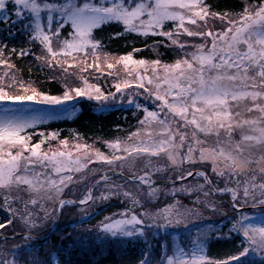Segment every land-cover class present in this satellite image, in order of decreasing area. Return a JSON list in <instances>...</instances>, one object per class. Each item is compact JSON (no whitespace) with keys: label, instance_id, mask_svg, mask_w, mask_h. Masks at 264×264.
<instances>
[{"label":"snow or ice","instance_id":"6c2138e0","mask_svg":"<svg viewBox=\"0 0 264 264\" xmlns=\"http://www.w3.org/2000/svg\"><path fill=\"white\" fill-rule=\"evenodd\" d=\"M113 23L122 30L110 39L161 37L154 46L172 47L178 58L136 59L135 47L112 55L96 33ZM18 25L40 52L0 40V211L7 213L0 229L12 225L13 240L31 241L66 206L119 199L128 206L105 216L95 238L142 243L138 264H264V0H245L239 12L214 11L208 0H0V33L14 36ZM26 56L59 70V94L18 75L13 57ZM118 65L123 76L111 71ZM90 70L112 77L114 91L92 83L84 75ZM80 97L101 110L119 100L142 118L125 139L103 141L107 152L79 133L70 144L59 130L38 131L72 119ZM89 174L83 197L67 198ZM161 195L171 202L150 208ZM225 205L232 212L227 238H241L216 259L208 242L224 236L196 222L206 212L227 215ZM8 239L0 241V264H53L19 255L27 245L9 248Z\"/></svg>","mask_w":264,"mask_h":264},{"label":"trees","instance_id":"16d2710c","mask_svg":"<svg viewBox=\"0 0 264 264\" xmlns=\"http://www.w3.org/2000/svg\"><path fill=\"white\" fill-rule=\"evenodd\" d=\"M213 5L214 11H233L239 12L242 10L245 0H208ZM251 3L252 0H247ZM122 26L115 23L105 25L102 30H98L97 38L102 39L103 44L106 46L105 51L111 53L114 56H120L133 51V48L141 49V51L134 52L133 56L136 59H145L148 61L160 59L162 63H172L178 58L179 53L172 47H164L163 44L154 46V42L157 40H163L161 37H142L136 34H128L118 38H112L116 32L121 31ZM0 40H3L8 44L9 49L15 47L20 49L21 47L29 48L39 54L40 48L38 45H30L28 43V36L19 30V25L14 36L8 37L7 33H0ZM13 62L19 69L18 75L25 81H32L34 86L50 91L52 94H59L62 90L63 77L59 70L56 72L50 71L46 66L40 62L35 61L34 57L26 56L23 58L13 57ZM105 73L108 71L104 69ZM113 72L119 71L123 76L122 66H117V69L111 70ZM84 75L88 76L92 83H98L99 86L105 92L112 90L114 80L112 77L101 76L92 70ZM57 77V79H51V77ZM93 77H96L93 79ZM75 78L69 80L72 83ZM78 83V81H77ZM76 106L78 111L72 119H61L52 121L47 125L41 126L38 131H60V138H69V142L75 143L73 139L76 133H79L81 137L88 144H94L95 147L100 148L102 151H108L103 141L114 140L117 137L125 139L128 134L135 131L138 127V120L142 118V113L127 104L119 105H107L104 110H101L99 102L90 101L86 97L77 98ZM34 141L40 139V137L34 136ZM57 145L55 142L51 147L55 148ZM45 148L48 145L44 146ZM87 183L90 182L85 179ZM88 185V187H89ZM96 193V192H95ZM98 194L100 192L98 191ZM171 199V198H170ZM169 199V200H170ZM181 199L190 204V199L187 197H181ZM153 204L151 206L161 207L166 202ZM107 204L102 206V210L98 214L88 221L81 222L80 220L87 214L94 211L96 207H99L100 203L90 206H66L62 211V217L57 229L52 233L51 237L47 240H41L34 238L31 241H24L17 236L14 240L8 239V247L12 244L27 245L19 254L27 259H30V253L36 255L42 260L52 259V253L58 254V260L60 264H65L67 260H71L72 264H138L141 254L144 249V245L138 241L127 240L123 247L119 248V244L115 240H107L102 242L95 238L96 233L94 231L96 225L103 220L105 216L112 215L115 212L122 211L128 205L122 204L120 200H109ZM105 202H103L104 204ZM85 208V211H81ZM227 214H231V209L226 210ZM82 213L85 215L81 216ZM7 213L0 211V223L4 222ZM215 219L221 218L219 214L214 215ZM231 217L226 216L218 221H223L222 224L217 223L211 225L220 230V233L224 236L222 239H216V234H213L207 245V255L216 259L225 258L234 246L239 243L241 237L236 234H232V238L228 239V229L231 223ZM51 223L45 226V228L35 232V234H44L51 229ZM219 224V225H218ZM208 226V225H207ZM19 226H16V232L19 231ZM1 234H13V226L7 225V229H0ZM3 237H0L2 241ZM158 251V250H157ZM155 254V253H154ZM258 259V258H257ZM54 264V263H53Z\"/></svg>","mask_w":264,"mask_h":264},{"label":"rangeland","instance_id":"374dc122","mask_svg":"<svg viewBox=\"0 0 264 264\" xmlns=\"http://www.w3.org/2000/svg\"><path fill=\"white\" fill-rule=\"evenodd\" d=\"M121 105L122 103L119 101V100H117L115 103H109L108 105ZM126 104V103H125ZM90 167H93V166H91L90 165ZM77 175H82V174H77ZM87 179L89 180V182H90V184H91V182L93 181V177H92V175L91 174H89V176L87 177ZM119 179V178H118ZM116 180L117 182H120L119 180ZM88 185H89V183H87L86 182V180H84V181H82L79 185H77V186H74L73 187V192L75 193V195H72L71 197H73V198H77V199H79L78 197L80 196L81 198L83 197V195L86 193V191H87V187H88ZM98 191L100 192V190L99 189H97L95 192V195H99L98 194ZM133 191H135L134 189H133ZM170 199V197L169 198H165L163 195H161V197H160V200H159V202L158 203H162L164 200H166L165 202L166 203H168V202H171V199ZM111 200H115V199H111ZM116 200H118V199H116ZM182 202L184 203V204H187V203H185L183 200H182ZM97 203H100L99 204V206H101V205H103V202H97ZM97 203H95V204H97ZM94 204H92L91 206H90V208L93 206ZM165 205V204H164ZM164 205H162L161 207H163ZM150 208H152L153 210L156 208V207H154V206H149ZM229 208L230 207H228L227 205H225V207H224V209H223V211L225 212L226 210H229ZM248 212H249V214H255L254 213V210H247ZM83 215H85V213H82V215L81 216H83ZM227 215H229V214H227ZM226 215V216H227ZM214 215H211V213H208V212H206L205 213V218L202 220V221H197L196 222V225L197 226H207V224L205 223L207 220H208V218H211V217H213ZM219 216H224L223 214H219ZM54 219H55V216L52 218V219H49V220H47V221H44L43 222V225H42V227H41V229H43V228H45V226H47V225H49V223H53V221H54ZM223 222V221H222ZM222 222L220 223V224H222ZM51 223V224H52ZM50 224V225H51ZM219 225V224H218ZM19 226V225H18ZM20 228V227H19ZM40 229V230H41ZM197 230V228L196 227H191V231H193V232H195ZM33 233H35V232H33ZM186 235V233L184 232V230L183 229H181L180 230V236L183 238L184 236ZM3 236V235H2ZM20 255V254H19Z\"/></svg>","mask_w":264,"mask_h":264},{"label":"water","instance_id":"95a60500","mask_svg":"<svg viewBox=\"0 0 264 264\" xmlns=\"http://www.w3.org/2000/svg\"><path fill=\"white\" fill-rule=\"evenodd\" d=\"M71 199V198H70ZM56 227V225H54L53 229L51 230V232L54 230V228ZM49 235H46L44 237H48Z\"/></svg>","mask_w":264,"mask_h":264}]
</instances>
